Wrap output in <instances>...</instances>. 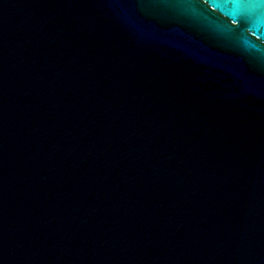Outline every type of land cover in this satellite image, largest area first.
<instances>
[{"label": "water", "instance_id": "water-1", "mask_svg": "<svg viewBox=\"0 0 264 264\" xmlns=\"http://www.w3.org/2000/svg\"><path fill=\"white\" fill-rule=\"evenodd\" d=\"M0 264H264V0H0Z\"/></svg>", "mask_w": 264, "mask_h": 264}]
</instances>
